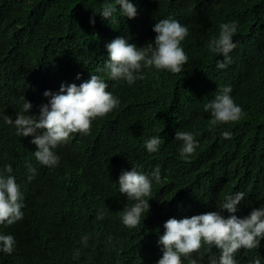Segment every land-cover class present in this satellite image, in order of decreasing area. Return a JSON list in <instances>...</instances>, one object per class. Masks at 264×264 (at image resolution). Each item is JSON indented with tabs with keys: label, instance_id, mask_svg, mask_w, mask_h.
Here are the masks:
<instances>
[{
	"label": "trees",
	"instance_id": "obj_1",
	"mask_svg": "<svg viewBox=\"0 0 264 264\" xmlns=\"http://www.w3.org/2000/svg\"><path fill=\"white\" fill-rule=\"evenodd\" d=\"M105 2L0 0V79L12 78L9 104H0L1 113L14 111L23 96L31 104L40 99L39 84L49 78L43 68L49 64L74 60L79 85L85 73L103 66L106 41L123 36L142 47L154 40L152 28L161 19L188 27L181 45L187 63L178 74L145 69V78L134 86L115 85L119 110L93 121L88 135L73 134L54 168L39 165L12 126L0 122V168L12 165L24 197L23 219L0 226L15 239L11 254L0 252V264H155L162 255L158 236L168 219L217 211L223 197L235 192H243L249 204L246 210L241 202L237 206L244 216L264 204V0H131L137 16L117 15L113 24L94 13ZM232 21L237 23L232 62L217 69L223 57L210 54L206 43L218 35L220 23ZM228 85L242 116L211 125L203 104L218 86ZM32 106V114H38ZM122 112L127 116L118 123ZM178 130L192 132L199 141L188 160L179 158ZM221 131H230L231 138H222ZM156 134L163 143L149 154L143 142ZM25 161L36 168L31 182ZM136 163L147 174L159 165L161 182L153 185L149 214L129 229L119 213L131 202L115 187L121 167ZM99 208L105 211L103 220L96 219ZM222 215L227 218L226 211ZM84 234L87 247L79 244ZM77 248L80 255L74 259ZM209 256L218 257L219 250L206 247L199 264H208ZM256 257L264 264V240L258 249L239 250L235 259L250 264Z\"/></svg>",
	"mask_w": 264,
	"mask_h": 264
},
{
	"label": "clouds",
	"instance_id": "obj_2",
	"mask_svg": "<svg viewBox=\"0 0 264 264\" xmlns=\"http://www.w3.org/2000/svg\"><path fill=\"white\" fill-rule=\"evenodd\" d=\"M102 18L113 24L117 15L126 19L137 16V8L131 0H106L99 11ZM90 24H95L94 16ZM152 31L154 40L142 47L129 43L123 36L105 43L103 66L96 72L85 73L86 79L78 85L76 80L81 75L76 73V64L72 59L57 60L44 67L49 78L39 84L41 97L35 104L38 114L33 115L32 104L25 97L21 105L5 115L0 112V122L10 125L14 134L33 153L35 161L42 166L54 168L59 163L61 151L69 145L73 134L86 136L89 134L93 121L104 117L113 109L115 113L120 108V100L114 91V86L122 84L134 86L145 78V69L166 71L178 74L183 70L188 57L182 42L188 36L189 29L173 18L157 21ZM237 32L235 21L219 24V33L206 43L210 54L223 59H217L216 68L225 69L231 62L230 53L236 48L233 36ZM12 78L0 79L3 89L1 106L9 104V85ZM5 82V83H4ZM232 88L218 86L214 98L203 104V111L210 116L211 125H225L238 121L242 116L241 107L234 102ZM131 105V104H129ZM127 116L121 114L118 123ZM119 128L126 127L118 124ZM164 128L160 130L163 133ZM230 131H221L224 139L231 138ZM175 140L180 141L179 158L188 160L199 147V141L190 131H176ZM163 139L160 135L150 136L143 142V147L149 154L160 150ZM27 181L36 176V168L31 161H25ZM116 185V192L124 196L130 205H125L119 213L123 226L134 229L141 222L145 213L149 214V197L154 184L161 182L160 167L157 165L150 174L141 164L123 166ZM11 164L0 168V226L8 227L24 217L23 193L16 177L12 174ZM245 194L235 192L227 194L217 204V211L183 217L170 218L163 224V234L158 236L157 245L162 253L155 264H199L203 251L213 247L219 250V256H209L208 264H237L235 256L241 249L245 251L258 249L264 240V204L244 216L237 212V206L242 203L245 210L249 204L243 201ZM227 212V218L222 213ZM105 211L97 209L96 219L103 220ZM111 240V237H109ZM89 236L80 237L79 244L87 247ZM15 239L11 234L0 232V252L11 254ZM80 249L73 252V258H78ZM250 264H261L260 257L253 258Z\"/></svg>",
	"mask_w": 264,
	"mask_h": 264
},
{
	"label": "bare ground",
	"instance_id": "obj_3",
	"mask_svg": "<svg viewBox=\"0 0 264 264\" xmlns=\"http://www.w3.org/2000/svg\"><path fill=\"white\" fill-rule=\"evenodd\" d=\"M115 88V87H114ZM119 89V88H118Z\"/></svg>",
	"mask_w": 264,
	"mask_h": 264
}]
</instances>
